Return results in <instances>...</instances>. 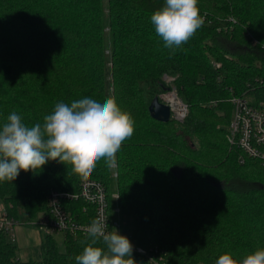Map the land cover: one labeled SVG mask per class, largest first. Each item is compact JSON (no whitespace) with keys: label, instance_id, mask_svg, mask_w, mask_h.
Masks as SVG:
<instances>
[{"label":"trees","instance_id":"1","mask_svg":"<svg viewBox=\"0 0 264 264\" xmlns=\"http://www.w3.org/2000/svg\"><path fill=\"white\" fill-rule=\"evenodd\" d=\"M163 5L0 0V126L13 111L29 127L42 124L56 103L85 97L101 103L114 97L134 121L133 135L116 154L117 177L103 158L88 176L49 161L0 182V202L9 217L28 225L47 211L52 192L77 194L84 179H93L107 188L111 220L121 227L115 229L133 239L146 233L147 253L156 250L163 264H215L224 253L241 260L264 249V164L230 147V100L255 87L264 101L258 87L264 0H198L204 24L174 54L151 24ZM173 89L187 104V117L153 120L154 98ZM66 209L83 224L95 218L82 200ZM63 238L61 251L55 236H44L41 259L24 262L0 231V264H76L90 238ZM95 246L106 250L102 241ZM144 255L143 264H150Z\"/></svg>","mask_w":264,"mask_h":264},{"label":"clouds","instance_id":"2","mask_svg":"<svg viewBox=\"0 0 264 264\" xmlns=\"http://www.w3.org/2000/svg\"><path fill=\"white\" fill-rule=\"evenodd\" d=\"M155 33L173 54L204 24L198 0H164L151 15ZM134 133L131 115L121 110L114 97L103 103L85 97L69 104L56 103L43 123L27 126L16 111L0 126V182L15 180L21 171L36 172L49 161L72 166L88 176L103 158L107 167L116 166V154L123 141ZM95 218L86 228L90 243L75 257L76 264H136L130 240ZM106 246H95L98 242ZM215 264H264V249L237 260L231 253L219 256Z\"/></svg>","mask_w":264,"mask_h":264},{"label":"built area","instance_id":"3","mask_svg":"<svg viewBox=\"0 0 264 264\" xmlns=\"http://www.w3.org/2000/svg\"><path fill=\"white\" fill-rule=\"evenodd\" d=\"M217 66L220 65L217 64ZM165 80L171 81L172 78L165 77ZM258 83V87L264 89V79ZM254 89L255 87L249 88L242 96L231 98L230 102L234 111L227 137L231 148H238L264 164V150H262L264 147V101H258L256 98V104H250L248 97L254 96ZM163 95L167 97L161 95V101L171 107L172 118L178 123H183L189 113L187 104L179 98L174 89ZM173 107H177L178 111L175 112ZM116 167L117 164L111 168L115 170L114 177H117ZM48 200L47 211L43 212L35 222L28 223V225L35 226L42 236L87 234L86 228L90 223H81L72 212L66 209V203L72 200H82L93 207L95 218L102 217L106 220L109 226L108 232H111L115 227L121 228L118 221L111 220L110 198H108L106 186L100 181L84 179L79 193L52 192ZM20 225L24 224L14 217H9L5 209L0 210V231L10 234L14 238L15 228ZM146 255L150 264H163V258H159L156 250L150 253L146 252Z\"/></svg>","mask_w":264,"mask_h":264},{"label":"rangeland","instance_id":"4","mask_svg":"<svg viewBox=\"0 0 264 264\" xmlns=\"http://www.w3.org/2000/svg\"><path fill=\"white\" fill-rule=\"evenodd\" d=\"M162 96L167 97L166 95H162ZM248 101L250 102L251 105H255L256 104V97L250 95L248 97ZM173 110L175 112L178 111L177 107H173ZM2 209H5V206L3 205L2 202H0V210H2ZM20 227H22L23 229L31 228V230L32 229L34 231L36 230V227L32 226V224H29L28 226L20 225ZM120 231H118L119 234L126 236L130 240L131 244L133 245L132 257L135 260L136 264H143L144 258H145L144 254H146V252L149 249L150 240H149L148 235L146 233H139V234H137V237L135 239H133L130 231H126V229L123 231L121 229ZM13 235L15 236V231H14ZM14 238L12 237V235L7 234V240L10 243L14 244V242H15ZM42 238H44V236ZM55 239L57 240L59 249L61 251H64L65 250V243H64L63 236L57 235V236H55ZM24 241L28 244V246H31V247L36 246V244H35L36 237L32 233H26V235L24 236ZM19 247H21V246H19Z\"/></svg>","mask_w":264,"mask_h":264},{"label":"crops","instance_id":"5","mask_svg":"<svg viewBox=\"0 0 264 264\" xmlns=\"http://www.w3.org/2000/svg\"><path fill=\"white\" fill-rule=\"evenodd\" d=\"M28 226V225H22ZM33 230V229H32ZM31 228L23 229L18 226L15 228V244L18 246V258L24 262H29V260L39 261L40 258V247L44 238L36 229L32 231ZM26 233H32L36 237L35 244L36 246H28V244L24 241V236ZM62 236V235H61ZM21 246V247H19Z\"/></svg>","mask_w":264,"mask_h":264},{"label":"water","instance_id":"6","mask_svg":"<svg viewBox=\"0 0 264 264\" xmlns=\"http://www.w3.org/2000/svg\"><path fill=\"white\" fill-rule=\"evenodd\" d=\"M150 115L153 120L161 123H169L172 118V110L169 105L164 104L160 97H155L149 106Z\"/></svg>","mask_w":264,"mask_h":264},{"label":"bare ground","instance_id":"7","mask_svg":"<svg viewBox=\"0 0 264 264\" xmlns=\"http://www.w3.org/2000/svg\"><path fill=\"white\" fill-rule=\"evenodd\" d=\"M173 104H175V102H173Z\"/></svg>","mask_w":264,"mask_h":264}]
</instances>
